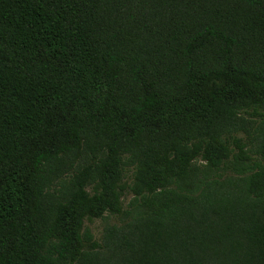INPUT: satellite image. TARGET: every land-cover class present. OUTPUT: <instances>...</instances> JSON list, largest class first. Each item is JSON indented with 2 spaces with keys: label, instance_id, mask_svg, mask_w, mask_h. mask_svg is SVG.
<instances>
[{
  "label": "trees",
  "instance_id": "1",
  "mask_svg": "<svg viewBox=\"0 0 264 264\" xmlns=\"http://www.w3.org/2000/svg\"><path fill=\"white\" fill-rule=\"evenodd\" d=\"M0 264H264V0H0Z\"/></svg>",
  "mask_w": 264,
  "mask_h": 264
},
{
  "label": "rangeland",
  "instance_id": "2",
  "mask_svg": "<svg viewBox=\"0 0 264 264\" xmlns=\"http://www.w3.org/2000/svg\"><path fill=\"white\" fill-rule=\"evenodd\" d=\"M244 118H245L246 122H248V123L244 124V128L251 130L252 126L249 123L251 121V118L248 117V115L245 116ZM237 136L245 139L246 133L245 132H239V134ZM130 200H131V196L129 194H126L123 196L122 202H123V205L125 208L127 207ZM117 223H118L117 219H115L114 217L112 218L108 215H105V217L101 218V219H95V220H92L90 222L85 221L84 227H85V229L90 231V233L93 235V237L95 239L99 240L102 237V233H103L105 228H107L111 225H115Z\"/></svg>",
  "mask_w": 264,
  "mask_h": 264
}]
</instances>
